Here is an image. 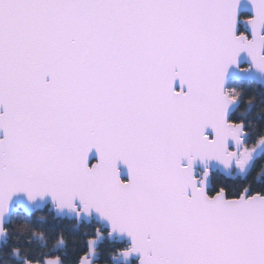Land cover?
Segmentation results:
<instances>
[{"label":"snow or ice","instance_id":"obj_1","mask_svg":"<svg viewBox=\"0 0 264 264\" xmlns=\"http://www.w3.org/2000/svg\"><path fill=\"white\" fill-rule=\"evenodd\" d=\"M44 210L75 264H264V0H0V264H64Z\"/></svg>","mask_w":264,"mask_h":264},{"label":"trees","instance_id":"obj_2","mask_svg":"<svg viewBox=\"0 0 264 264\" xmlns=\"http://www.w3.org/2000/svg\"><path fill=\"white\" fill-rule=\"evenodd\" d=\"M248 87L250 91H259L262 86L252 84L248 85ZM260 166V162H257L256 168L253 170L252 175L249 176L237 175L235 172L230 178H225L217 172L212 178L213 186L222 185L234 190L239 189L259 174ZM256 183L259 184V181L257 180ZM41 214L47 217L44 221H37L34 217L28 218L36 229L44 233L43 239H38L33 246L34 252L37 255L50 253V255H45L46 261L48 259L63 258L64 264H75L77 258L81 257L82 253H85L84 238L82 236L85 228L83 226H77L74 221L68 218H56L55 214L47 213L46 210L37 213V215ZM59 233H63V238L67 241L66 247H56ZM108 248L109 244L107 241L99 242L98 249L100 255L98 257V264H104Z\"/></svg>","mask_w":264,"mask_h":264},{"label":"water","instance_id":"obj_3","mask_svg":"<svg viewBox=\"0 0 264 264\" xmlns=\"http://www.w3.org/2000/svg\"><path fill=\"white\" fill-rule=\"evenodd\" d=\"M233 172H234V170H232L230 172H218V173H220L225 178H230L232 176ZM55 217L56 218H64V217H60V216H56V215H55Z\"/></svg>","mask_w":264,"mask_h":264},{"label":"rangeland","instance_id":"obj_4","mask_svg":"<svg viewBox=\"0 0 264 264\" xmlns=\"http://www.w3.org/2000/svg\"><path fill=\"white\" fill-rule=\"evenodd\" d=\"M236 172V174L238 175H241L242 176V174L240 173V172H238V171H236V170H234V173Z\"/></svg>","mask_w":264,"mask_h":264},{"label":"flooded vegetation","instance_id":"obj_5","mask_svg":"<svg viewBox=\"0 0 264 264\" xmlns=\"http://www.w3.org/2000/svg\"><path fill=\"white\" fill-rule=\"evenodd\" d=\"M234 173V172H233Z\"/></svg>","mask_w":264,"mask_h":264}]
</instances>
